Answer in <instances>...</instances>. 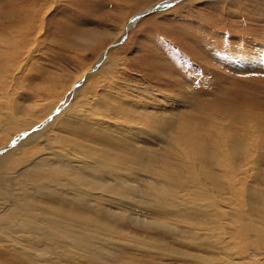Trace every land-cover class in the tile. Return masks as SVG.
Segmentation results:
<instances>
[{
    "label": "bare ground",
    "instance_id": "1",
    "mask_svg": "<svg viewBox=\"0 0 264 264\" xmlns=\"http://www.w3.org/2000/svg\"><path fill=\"white\" fill-rule=\"evenodd\" d=\"M50 2L26 0L20 38L0 36V252L19 264H135L145 256H162V264H264V114L232 104L210 114L189 97L148 96L142 104L85 96L93 70L117 72L121 62L112 53L69 86L62 83L65 92L55 80L47 84L43 92L52 101L37 94L25 103L26 94L17 96L23 87H16L30 83L25 76ZM110 35L86 38V50ZM131 182H141L138 190L152 198L144 208L153 216L137 217L151 232L103 213L112 211L108 203L130 204ZM180 225L221 235L226 245L207 254L212 241L179 243L184 233L173 227Z\"/></svg>",
    "mask_w": 264,
    "mask_h": 264
},
{
    "label": "rangeland",
    "instance_id": "2",
    "mask_svg": "<svg viewBox=\"0 0 264 264\" xmlns=\"http://www.w3.org/2000/svg\"><path fill=\"white\" fill-rule=\"evenodd\" d=\"M168 1L152 0L143 5L138 0H51L53 5L46 15L45 31L39 34L38 51L33 53L30 61L32 71L25 76L28 78L26 82L30 83L21 82L16 90L22 86V92L18 91L22 94L17 96L22 99L23 93L26 94L25 103L36 100L34 95L37 94L39 98L42 96L41 99L52 101L43 92L47 84L55 80L59 90L62 88L65 92L68 83H73L83 72L88 73L98 59L105 60L107 54L112 53L121 62L117 72L106 75L99 69L93 70L91 82L94 87L85 96L91 97L97 92L106 94L104 99L118 96L142 104L156 95L157 98L170 99L189 97L193 98L194 104H199L200 110L210 114H215L219 106L231 108V104L233 107L243 106V112L247 105L264 114V1L170 0L173 1L171 5L159 7ZM23 3L26 0H2L0 36L9 33L15 41L20 38L22 24L27 21H21L20 5ZM153 7L157 9L141 14ZM137 13H140L139 19L133 22L126 38L122 37L130 19ZM118 32L121 34L119 38ZM100 33L111 35L104 37L102 47L86 50L84 40ZM18 45L23 46L20 42ZM65 82L66 87H62ZM144 98L147 99L142 102ZM210 102L213 107L209 106ZM108 180L110 184H121L119 180ZM141 186V182H131L127 190L133 199H125L130 204L108 203L112 211L103 213L127 227L151 232L152 225L137 218L143 214L148 218L153 216L145 212V202L152 198L138 190ZM173 228L184 233L177 236L179 243L195 246L212 241L215 247L208 248L207 254L226 245L225 237L221 238V235L211 237L203 231L200 236L181 225ZM180 256L175 258L178 260ZM160 257L145 256L139 261L129 259L135 264H162L163 258ZM3 260L7 264L20 262L18 257L0 252V262ZM30 263L38 264L32 259Z\"/></svg>",
    "mask_w": 264,
    "mask_h": 264
},
{
    "label": "water",
    "instance_id": "3",
    "mask_svg": "<svg viewBox=\"0 0 264 264\" xmlns=\"http://www.w3.org/2000/svg\"><path fill=\"white\" fill-rule=\"evenodd\" d=\"M157 8H151V9H148V10H146V11H144V12H142L141 14L142 15H145V14H148V13H151V12H153V11H155Z\"/></svg>",
    "mask_w": 264,
    "mask_h": 264
}]
</instances>
